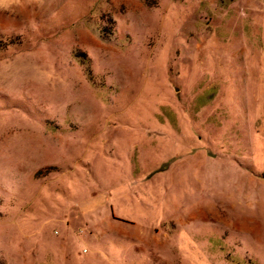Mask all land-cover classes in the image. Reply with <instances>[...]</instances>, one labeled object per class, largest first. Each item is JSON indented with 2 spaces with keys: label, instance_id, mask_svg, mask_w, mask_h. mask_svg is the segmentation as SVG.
Here are the masks:
<instances>
[{
  "label": "rangeland",
  "instance_id": "1",
  "mask_svg": "<svg viewBox=\"0 0 264 264\" xmlns=\"http://www.w3.org/2000/svg\"><path fill=\"white\" fill-rule=\"evenodd\" d=\"M0 264H264V0H0Z\"/></svg>",
  "mask_w": 264,
  "mask_h": 264
}]
</instances>
